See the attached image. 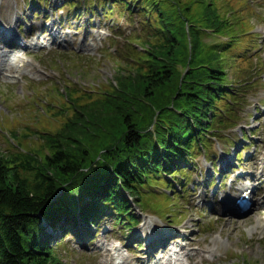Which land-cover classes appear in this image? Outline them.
<instances>
[{
	"label": "trees",
	"instance_id": "16d2710c",
	"mask_svg": "<svg viewBox=\"0 0 264 264\" xmlns=\"http://www.w3.org/2000/svg\"><path fill=\"white\" fill-rule=\"evenodd\" d=\"M98 1L105 14L114 3L147 17L151 31L143 50L133 47L136 60L118 65L116 84L95 94L72 90L71 116L59 109L54 115L65 122L42 134L48 154L0 153V264H68L57 254L71 229L61 225L62 213L76 224L79 212L85 226L111 210L127 227L136 222L129 197L147 206L145 192L166 186L178 198L166 176L184 190L190 159L233 119L238 90L223 52L233 35L220 9L236 0ZM205 29L227 39L208 44ZM108 141L102 150L90 145ZM50 221L61 234L55 246L45 235Z\"/></svg>",
	"mask_w": 264,
	"mask_h": 264
},
{
	"label": "rangeland",
	"instance_id": "374dc122",
	"mask_svg": "<svg viewBox=\"0 0 264 264\" xmlns=\"http://www.w3.org/2000/svg\"><path fill=\"white\" fill-rule=\"evenodd\" d=\"M32 2L36 0H0L1 22L13 24L17 16L21 21H31L32 19L28 17L32 16L31 11H37L39 8L33 7ZM236 2L235 5L229 3L220 11L228 14L229 29L232 33L227 35H233L231 47L225 51L222 50L225 52L228 78L232 84L236 83L240 86L247 85L242 84L247 80L252 82L250 88L240 87L243 93L239 95L241 102L236 112L239 119H236L234 126L222 127L218 138L211 142L210 148L202 150L196 157V166L192 168L194 171L190 172V180L196 182L197 188L193 189L190 184L187 187L188 192L183 195L180 193L178 199L171 200L164 199V195L158 192L144 194L142 201L148 207H141V210L136 208L140 224L136 223L134 231L128 232L130 235L137 234L141 238L148 239L154 232L164 235L174 231L176 236H173L172 242L178 240L180 244L174 246L171 241L165 244H172L176 261L171 264H239L244 262L245 258L250 262L264 264V230L258 224L259 220L264 221V211L257 208L249 215L238 218L223 215L219 210L220 207L219 211H216V208L209 211L210 207L204 205L207 196L201 185L207 180L201 173L205 176L213 173L212 162L215 164L221 160L227 162L226 160L230 158L233 166L236 165L239 170L238 174L248 172L250 185L256 186V201H260L264 195V43L262 44L264 0H236ZM66 3V0H50L47 4L43 1L39 2L42 13L46 10L49 15V18L45 19V25L55 30L61 26L71 27L74 31L72 32L74 40L60 45L51 43L48 46L49 35L46 33L39 37V40L45 41L47 46L31 49L30 45L27 50H18V52L22 51L19 57L2 65L0 107L5 112L0 110L1 154L17 152L21 149L43 157L49 147H44L43 136L46 135L42 134L55 132L59 124L65 122V118L55 116L54 113L62 109L65 110L66 116H71L73 112L68 101L72 90L66 89L69 83H65L64 80L71 81L70 87L76 84L80 89L79 92L91 91L83 85L111 84L118 74V65H127L125 61H129L128 54L132 52V47L142 50L143 47L137 44L135 38L143 40L150 32L137 15H134L137 21H130L128 17L124 20L123 15L121 16L116 10L112 18H95V21H92L87 15L79 18L75 15L76 11L66 6ZM51 7L55 8L51 9ZM68 16L70 23L61 24ZM33 21L36 23V18ZM114 22L117 23V27L111 29L110 26ZM97 27L107 31H103V35L95 40L93 32ZM87 36L92 40L87 42ZM203 39L208 44L215 42L209 35H204ZM215 39L225 40L226 38L223 36ZM27 40L31 42L33 38H27ZM1 44L6 50L12 49ZM75 49H82L84 53L78 54ZM1 53L6 54V52ZM113 56L114 59H112ZM245 63L246 66L243 67ZM13 76L16 78L13 79ZM96 91L102 92L98 88L94 90ZM259 101L263 104L258 106ZM89 130L99 134L91 128ZM241 131H246L249 138L254 141L253 143L247 141L245 149L240 146ZM94 143L90 144L93 150H102L101 148L108 146L111 141L103 143L104 146ZM236 151L243 157L242 161L237 162L238 165L233 161ZM248 153H251V161L246 160ZM173 183L178 187L175 181ZM238 187L244 189L245 183L240 182ZM216 188L217 185L207 188L209 205L212 204L210 196ZM218 196L216 194L215 200ZM86 200H88L87 197ZM138 202L141 203V201ZM110 212L105 214L107 216L99 217L102 219L100 227L92 236V240L88 242L85 238L80 239L81 243L76 241L78 236L71 234L70 229L62 247L57 248L58 256L68 264H117L118 260L122 261V264H156L167 261L169 249H159L152 245V250H147L146 244L142 247H138L137 243L129 244V240L124 238V235H127L126 232L115 231V220ZM66 214L68 213H62L61 222L72 220ZM183 219L185 221L180 226H172L170 223L173 220L178 224ZM51 224L50 221L45 226L47 228L45 235L51 228ZM188 228L190 231L186 232ZM183 232L189 236V239H182ZM191 232L194 234L190 235ZM53 233L55 234L52 241H55L59 236L57 226L54 232H51ZM175 250L179 253H175ZM117 255L119 259H116Z\"/></svg>",
	"mask_w": 264,
	"mask_h": 264
},
{
	"label": "bare ground",
	"instance_id": "6f19581e",
	"mask_svg": "<svg viewBox=\"0 0 264 264\" xmlns=\"http://www.w3.org/2000/svg\"><path fill=\"white\" fill-rule=\"evenodd\" d=\"M207 204H208V203H207ZM229 205H230V204H229ZM208 206H209V204H208ZM227 208H229V206H227ZM261 223H262V222H261ZM261 223H260V225H261ZM53 228H54V226H53ZM158 236H159V235H155V234L153 235L154 239H156V240H158V241H163L162 238H164V237H165V240L168 239V238H170L168 234H164L162 238H159ZM170 262H172V260H170Z\"/></svg>",
	"mask_w": 264,
	"mask_h": 264
}]
</instances>
